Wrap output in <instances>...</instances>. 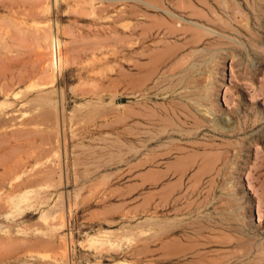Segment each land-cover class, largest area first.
Wrapping results in <instances>:
<instances>
[{"label": "rangeland", "instance_id": "1", "mask_svg": "<svg viewBox=\"0 0 264 264\" xmlns=\"http://www.w3.org/2000/svg\"><path fill=\"white\" fill-rule=\"evenodd\" d=\"M0 264H264V0H0Z\"/></svg>", "mask_w": 264, "mask_h": 264}, {"label": "bare ground", "instance_id": "2", "mask_svg": "<svg viewBox=\"0 0 264 264\" xmlns=\"http://www.w3.org/2000/svg\"><path fill=\"white\" fill-rule=\"evenodd\" d=\"M60 42L58 41V39L56 38H53L52 39V42H51V46H52V49H54L55 47L57 48V45L59 44ZM56 60H57V64L59 63V57L56 55Z\"/></svg>", "mask_w": 264, "mask_h": 264}]
</instances>
